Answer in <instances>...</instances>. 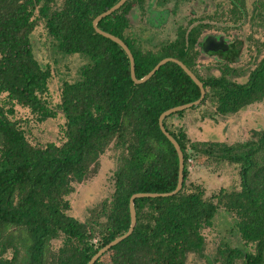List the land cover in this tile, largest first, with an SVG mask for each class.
<instances>
[{"label":"trees","instance_id":"obj_1","mask_svg":"<svg viewBox=\"0 0 264 264\" xmlns=\"http://www.w3.org/2000/svg\"><path fill=\"white\" fill-rule=\"evenodd\" d=\"M118 1L0 0V264H88L100 248L129 229L133 194L169 192L177 186L179 156L161 130L159 117L169 108L199 99L201 91L172 61L148 81H133L126 51L93 26L94 18ZM132 4L128 0L99 27L129 46L136 76L142 78L163 58L174 57L204 83L206 96L200 105L164 120L184 152L182 190L168 197L137 198L133 233L95 264H189L190 254L205 258L204 230L213 225L220 206L235 215L241 238L254 249L224 244L218 249V262L264 264V128L254 139L235 145H201L192 143L182 126L169 124L172 117L208 102L216 101V111L229 115L264 100V55L246 82L231 78L243 41L239 46L233 42L226 60L218 62L219 75H204L198 64L204 29L218 20L244 23L250 15L247 0H218L197 23L193 18L179 24L174 38L157 42L130 31L127 13ZM253 11V19L264 23V0H256ZM39 19L61 53L87 59L79 78L62 84L58 107L65 118L63 140L44 145L30 142L13 118L17 105L29 108L39 121L56 116L44 98L53 72L37 59L31 36ZM112 144L121 150L114 192L82 220L70 214L74 183H82L97 169ZM189 145L216 162L238 165L241 189L207 196L201 184L189 180Z\"/></svg>","mask_w":264,"mask_h":264},{"label":"rangeland","instance_id":"obj_2","mask_svg":"<svg viewBox=\"0 0 264 264\" xmlns=\"http://www.w3.org/2000/svg\"><path fill=\"white\" fill-rule=\"evenodd\" d=\"M218 0H183L176 3L172 0L167 5L170 8V16L166 24L160 28L151 27L145 16L132 18V32H139L141 27L147 26L145 36L151 35L154 42L170 40L174 38L176 27L187 23L190 19L204 16L205 10H213ZM255 0H248L250 13L253 10ZM211 3V4H210ZM212 27L205 28L203 35L222 34L229 42H236L238 46L243 41L239 59L232 63L236 69L231 76L235 81L244 83L247 81L249 72L264 55V23L255 19H248L242 24H231L218 20L212 23ZM34 53L43 64L51 67L53 77L50 89L46 95L49 108L56 111V116L45 121H39L37 115L29 108L16 106L14 119L18 120L24 129L29 141L33 144L44 145L47 142H62L65 118L59 110L61 88L64 81H75L79 78V69L87 61L84 56L74 54L65 55L57 48L56 40L49 34L45 21L38 20V24L32 33ZM148 44L147 47H151ZM219 59L213 55L202 53L198 59L201 72L219 75L220 70L216 66ZM217 102L212 101L204 106L190 110L182 116H174L169 124L173 128L183 127L193 142L201 143H224L235 145L256 137V132L264 128V100L255 102L239 110L236 113L222 115L216 111ZM208 114L203 117V114ZM200 145V146H201ZM188 152L191 154L189 180L201 184L207 196L218 193L221 189L234 191L241 189V177L239 166L228 162H216L199 154L189 145ZM121 150L112 144L100 157L99 165L93 170L82 183H74L75 190L70 195L72 209L70 214L82 220H87L95 207L110 198L115 188L114 174L119 166ZM235 215L224 206L214 218L213 225L204 230L206 237L205 254L212 259L213 264L218 262V249L224 244L238 247L243 250H253L251 244H247L240 236L236 226ZM62 240H56L55 246H59ZM207 257L197 254L188 256L189 264H210ZM236 264H245L238 259Z\"/></svg>","mask_w":264,"mask_h":264},{"label":"water","instance_id":"obj_3","mask_svg":"<svg viewBox=\"0 0 264 264\" xmlns=\"http://www.w3.org/2000/svg\"><path fill=\"white\" fill-rule=\"evenodd\" d=\"M127 1L128 0H119L112 7H110L109 9H107L104 12L97 15L93 20V26L98 33H100L101 35L115 41L120 46H122V48L126 51L128 57L130 59L131 76H132L133 81L137 84H141V83L148 81L163 65H165L167 62L172 61V62L179 64L184 69V71L193 79V81L199 86L200 91H201V96L199 99H197L195 101L169 108V109L165 110L164 112H162V114L159 117V125H160L161 130L167 136V138L172 142V144L175 146L177 153H178V156H179V178H178V183H177L176 188L173 191H169V192H137V193L133 194L130 198L131 224H130L129 229L124 234L116 237L114 240H112L111 242H109L108 244H106L105 246L100 248L98 250V252L93 255V257L90 259L88 264H95V262L101 256H103L106 252H108L113 246L119 244L121 241L128 238L133 233L135 226L137 224V210H136V206H135V200L137 198L168 197V196L175 195L182 190L183 184H184V170H185L184 152L182 150L180 143L177 141V139L167 130V128L164 124V120L168 116H170L174 113H177V112L192 108L194 106L200 105L206 96V88H205L204 83L199 79V77L183 61H181L177 58H174V57L163 58L162 60H160L156 64V66L149 73H147L142 78H138L136 76L135 58H134V55H133L131 49L129 48V46L125 43V41L122 38H120V37H118V36H116L110 32H107V31H105L99 27V22L103 18H105L108 15H111L114 12H116L117 10H119ZM200 46H201L203 52L214 56L213 52H217L220 49L227 50L229 44H228V42H226L224 36L217 38L214 35H209L203 42H200Z\"/></svg>","mask_w":264,"mask_h":264},{"label":"flooded vegetation","instance_id":"obj_4","mask_svg":"<svg viewBox=\"0 0 264 264\" xmlns=\"http://www.w3.org/2000/svg\"><path fill=\"white\" fill-rule=\"evenodd\" d=\"M172 0H131L132 4V8L128 11L127 16L129 18V20H131L132 18H136V17H141V16H145V19H147L146 23L148 22V24L153 27V28H160L162 27L164 24L167 23L169 16H170V12L173 11L170 8H168V4L169 2ZM183 0H176V3H179ZM256 1V0H255ZM254 1V2H255ZM141 3L144 4V7H141ZM247 5H248V0H247ZM254 5V3H253ZM249 9V6H248ZM253 10H254V6H253ZM252 10V12L250 13L248 19H253V13L254 11ZM250 12V9H249ZM172 13V12H171ZM131 23V22H130ZM130 31L132 32V25L130 28ZM129 30L128 32L131 33ZM147 26H143L141 27L139 32H132L133 34L139 36L141 35L144 39H151V35L149 36H145V33L147 32ZM213 35V34H210ZM209 35L204 36L202 34L201 38L198 40V43L203 42ZM217 38H220L221 36H224L222 34L219 35H214ZM174 37H175V33H174ZM225 37V36H224ZM226 42H228L229 46L228 49H220L217 52H213L214 56L217 57L219 60L218 61H222L224 62L226 60V53L232 48V44L233 42H229L226 38H225ZM242 43V41H241ZM240 43V44H241ZM201 54H208L203 52L202 48L200 45H198ZM200 54V55H201ZM193 71V70H192Z\"/></svg>","mask_w":264,"mask_h":264}]
</instances>
